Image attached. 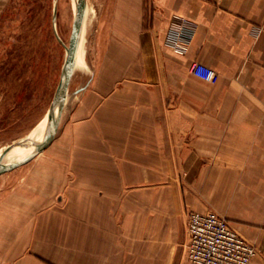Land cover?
Wrapping results in <instances>:
<instances>
[{"label":"crops","instance_id":"0c3cea01","mask_svg":"<svg viewBox=\"0 0 264 264\" xmlns=\"http://www.w3.org/2000/svg\"><path fill=\"white\" fill-rule=\"evenodd\" d=\"M109 6V51L70 96L64 167L81 181L65 192L81 211L66 264H186L193 211L225 218L264 264V0ZM195 62L217 81L194 76Z\"/></svg>","mask_w":264,"mask_h":264},{"label":"rangeland","instance_id":"374dc122","mask_svg":"<svg viewBox=\"0 0 264 264\" xmlns=\"http://www.w3.org/2000/svg\"><path fill=\"white\" fill-rule=\"evenodd\" d=\"M87 3L94 9L93 31L85 33L86 68L72 90L99 72L104 53L109 51L104 40L105 28L113 19L110 10L107 14L110 0ZM53 10L54 0H0V146L28 136L39 138L43 133L66 56L74 1H56L55 28L60 41L54 33ZM75 104L71 97L54 140L43 152L0 174V264L67 263L70 219L81 211L69 205L71 194L65 192L68 184L81 181L64 167L69 155L66 122ZM21 154L22 150L10 160ZM187 221L188 215L186 226Z\"/></svg>","mask_w":264,"mask_h":264},{"label":"built area","instance_id":"2783aa9c","mask_svg":"<svg viewBox=\"0 0 264 264\" xmlns=\"http://www.w3.org/2000/svg\"><path fill=\"white\" fill-rule=\"evenodd\" d=\"M183 20L173 42V51L184 54L183 43L190 34ZM191 73L203 81L215 83L218 76L209 67L195 62ZM186 264H251L257 248L243 239L229 222L212 211L190 212L187 221Z\"/></svg>","mask_w":264,"mask_h":264},{"label":"water","instance_id":"95a60500","mask_svg":"<svg viewBox=\"0 0 264 264\" xmlns=\"http://www.w3.org/2000/svg\"><path fill=\"white\" fill-rule=\"evenodd\" d=\"M56 1L57 0H54L53 26L54 33L57 39L60 41V38L55 28ZM85 9L86 0H74V13L71 34L68 46H65L66 56L62 66L60 80L46 116V129L39 138H35L33 136L22 138L14 146L6 150L3 156V162H0V174L11 171L17 167L22 166L23 164H26L27 162L35 158L37 155H39L41 152H43L54 140L59 129L64 106L71 96L68 93V84L76 63L82 28L84 24ZM30 146H36L35 152L33 154L19 161L17 159L13 160V158L10 160V157L14 154V152L26 149Z\"/></svg>","mask_w":264,"mask_h":264},{"label":"bare ground","instance_id":"6f19581e","mask_svg":"<svg viewBox=\"0 0 264 264\" xmlns=\"http://www.w3.org/2000/svg\"><path fill=\"white\" fill-rule=\"evenodd\" d=\"M93 18H94V9L93 10L90 9V6L88 5L87 0H86L84 24H83V28H82V34H81L80 44H79V48H78L76 63H75V67H74L72 76L70 78L69 84H68V93L70 95H78L84 89V86L83 87H78V88H76L74 90H72V87H73L74 84H76V80L79 77V75L82 74L84 72V69L86 68V65L84 63V57H83L85 55V52L83 51L84 50L83 49V44H85L84 43L85 42L84 36H85V33H87V32L91 33L93 31L92 27H90L91 26V19H93ZM70 91H71V93H70ZM68 100H67V102H68ZM64 108H65V106H64ZM46 126H47V117H46V120H45L44 130L46 129ZM44 130H43V132H44ZM27 136H28V134H27ZM19 140H21V139H17V140H15V141L11 142L10 144H7V145L0 146V162L1 161L3 162V160H4L3 156H4L5 152H6V150H8L12 146H14ZM35 148H36V146H30V147H28L26 149H23L21 157L19 156V158L17 160L19 161L21 159L27 158L28 156H30L31 154H33L35 152ZM18 152L19 151L14 152L13 155L18 154ZM13 155H11V157ZM15 157H16V155H15Z\"/></svg>","mask_w":264,"mask_h":264}]
</instances>
